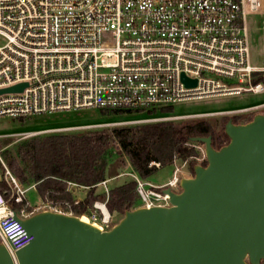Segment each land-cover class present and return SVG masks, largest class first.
<instances>
[{
    "label": "built area",
    "instance_id": "built-area-1",
    "mask_svg": "<svg viewBox=\"0 0 264 264\" xmlns=\"http://www.w3.org/2000/svg\"><path fill=\"white\" fill-rule=\"evenodd\" d=\"M261 9L264 0H0V90L26 84L21 92L0 94V121L101 110L142 113L193 100L264 94V84L255 82L264 67L251 63L247 28L248 14ZM187 145L206 158L204 145ZM187 164L175 159L172 178L159 186L131 172L115 178L136 183L138 207H170L164 190L181 191ZM5 169L15 202L23 203L26 190ZM110 181L96 186L106 200L84 215L102 231L115 225L106 205ZM84 190L89 187L67 182L75 205ZM35 211L73 215L49 201L18 215L25 219ZM32 239L0 193V242L15 262V253Z\"/></svg>",
    "mask_w": 264,
    "mask_h": 264
},
{
    "label": "water",
    "instance_id": "water-1",
    "mask_svg": "<svg viewBox=\"0 0 264 264\" xmlns=\"http://www.w3.org/2000/svg\"><path fill=\"white\" fill-rule=\"evenodd\" d=\"M188 84H195L185 79ZM26 84L0 90L21 92ZM230 142L205 147L181 191L164 190L170 207L127 211L102 231L75 215L40 211L19 221L30 244L15 253L0 242V264H261L264 261V115L225 126Z\"/></svg>",
    "mask_w": 264,
    "mask_h": 264
},
{
    "label": "trees",
    "instance_id": "trees-1",
    "mask_svg": "<svg viewBox=\"0 0 264 264\" xmlns=\"http://www.w3.org/2000/svg\"><path fill=\"white\" fill-rule=\"evenodd\" d=\"M255 82L264 84V73L256 74ZM100 114L109 119L124 120L164 118L174 116V107L142 113L101 110ZM229 120L224 117L220 122L156 121L55 132L21 142L16 154L5 153L4 159L6 167L22 185H36L43 201L60 204L66 212L70 210L73 215L82 217L89 213L96 201L106 200L104 194L97 193L96 186L108 179L109 157L113 150L118 148L116 155L125 158L142 179H149L159 169L174 164L175 159L193 161L198 152L187 145L192 138L211 136L212 146L217 150L227 145L230 139L225 133V126ZM233 120V123L240 124L239 117ZM152 163L154 165L151 166ZM2 170L4 173L5 168L2 167ZM68 181L89 187L87 195L77 205L74 204L73 194L67 192ZM0 193L13 210H25L27 214L34 211L33 207L27 206V200L20 204L15 202L12 189L3 176L0 178ZM65 204H70L71 208L68 209ZM138 204L136 183L129 180L110 190L106 205L110 213L124 215Z\"/></svg>",
    "mask_w": 264,
    "mask_h": 264
},
{
    "label": "rangeland",
    "instance_id": "rangeland-1",
    "mask_svg": "<svg viewBox=\"0 0 264 264\" xmlns=\"http://www.w3.org/2000/svg\"><path fill=\"white\" fill-rule=\"evenodd\" d=\"M247 28L249 34V46L251 54V63L255 67H264V9L257 13H249L247 16ZM4 43L0 37V45ZM264 103V94L244 93L242 95L214 97L203 100H193L179 103L174 106V116L159 118L155 117L157 121H197L210 120L212 122H220L224 117L230 120L237 117L240 118L241 124H246L250 118L257 115H264V106L252 109L248 112H239L233 110H240L243 108L254 107ZM232 111V112H229ZM232 118V119H231ZM147 119L135 118V120L124 119H109L103 117L100 111H86L79 113L58 114L54 116H31L22 119H4L0 121V178L2 176L7 181L6 169L3 173L2 167L5 168L6 161L4 159L5 153L12 155L16 154L18 145L30 138L39 135H45L55 132H70L65 130L69 127L90 126L89 128H75L72 131H84L90 129L111 128L117 126L134 125L146 123ZM253 120V119H252ZM156 122V121H154ZM86 124V125H85ZM97 125V126H94ZM115 149L110 155V165L107 171V178L111 179L108 186L110 189L123 184L125 181L131 180L128 176H119L122 173H135L127 160L116 155ZM199 159L189 161L186 168H182V175L185 178H194L195 172L193 167L197 165L207 166L206 158L203 159L202 153L199 151ZM203 159V160H202ZM194 162V164L192 163ZM181 161L177 164L180 166ZM175 165H169L159 169L148 180L155 185H163L167 183L173 176ZM115 178V179H114ZM26 190L25 198L28 203L34 207H40L43 200L39 195L37 189L33 185H23ZM88 190L81 191L76 194V197L83 199L87 195ZM97 193H102V188L97 187ZM138 208V207H137ZM136 209V208H135ZM38 212V211H35ZM123 214L114 213L113 222L118 224Z\"/></svg>",
    "mask_w": 264,
    "mask_h": 264
},
{
    "label": "bare ground",
    "instance_id": "bare-ground-1",
    "mask_svg": "<svg viewBox=\"0 0 264 264\" xmlns=\"http://www.w3.org/2000/svg\"><path fill=\"white\" fill-rule=\"evenodd\" d=\"M82 218V220L83 221H85V222H87V223H91L90 221H89V219H88V217L87 216H82L81 217ZM91 224H93V223H91ZM95 227H98L97 225H95V224H93ZM99 228V227H98Z\"/></svg>",
    "mask_w": 264,
    "mask_h": 264
},
{
    "label": "flooded vegetation",
    "instance_id": "flooded-vegetation-1",
    "mask_svg": "<svg viewBox=\"0 0 264 264\" xmlns=\"http://www.w3.org/2000/svg\"><path fill=\"white\" fill-rule=\"evenodd\" d=\"M231 121H232V122H234V120H233V119H232ZM234 124H236V125H239V124H237V123H234ZM240 124H241V123H240Z\"/></svg>",
    "mask_w": 264,
    "mask_h": 264
},
{
    "label": "crops",
    "instance_id": "crops-1",
    "mask_svg": "<svg viewBox=\"0 0 264 264\" xmlns=\"http://www.w3.org/2000/svg\"><path fill=\"white\" fill-rule=\"evenodd\" d=\"M31 206V205H30ZM32 207V206H31ZM35 208V207H34ZM34 213H36V212H34Z\"/></svg>",
    "mask_w": 264,
    "mask_h": 264
}]
</instances>
